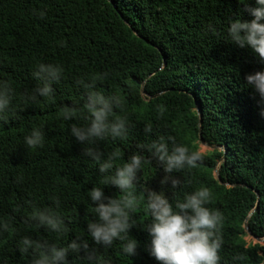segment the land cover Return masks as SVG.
<instances>
[{"label":"trees","instance_id":"1","mask_svg":"<svg viewBox=\"0 0 264 264\" xmlns=\"http://www.w3.org/2000/svg\"><path fill=\"white\" fill-rule=\"evenodd\" d=\"M237 12L251 19L237 0H0V79L19 94L36 85L30 75L36 62L64 68L50 100L20 104L13 117L0 121V217L12 218L19 229L0 235L3 264H28L29 257L16 248L19 235H36L24 224L31 211L26 201L39 208L59 199V212L73 232L82 231L91 218L87 192L99 186L98 170L69 135L70 125L80 121L58 118L63 105L86 98L76 84L82 75L95 79L99 91L123 98L133 126L130 145H120L124 159L145 139L144 121L193 150L199 149L200 131L204 141L218 145L201 152L202 161L185 173L191 183L184 190L209 188L210 207L222 211L230 247L264 243V118L243 84L245 73L264 64L250 50L223 40L225 18ZM209 23L215 33L207 30ZM38 125L44 144L27 150L23 136ZM111 145L99 147L110 150ZM152 164L154 174L141 182L171 196L170 184L160 183L162 167L154 159ZM173 175L183 179L181 173ZM103 187L105 195L116 194L114 186ZM247 233L263 241L248 243ZM40 234L55 238L42 228ZM130 234L138 241L136 253L129 259L114 248L109 252L114 264H157L146 250L147 232L137 225Z\"/></svg>","mask_w":264,"mask_h":264},{"label":"clouds","instance_id":"2","mask_svg":"<svg viewBox=\"0 0 264 264\" xmlns=\"http://www.w3.org/2000/svg\"><path fill=\"white\" fill-rule=\"evenodd\" d=\"M237 2L247 8L251 19H244L241 12L226 17L223 40L250 50L264 64V0H254L251 7L249 0ZM206 28L216 31L212 23ZM63 73L59 63L36 62L30 70L36 85L19 94L8 80L0 79V121L13 117L20 104L50 100L55 91L52 85L61 80ZM76 84L86 98L83 103L80 99L63 105L58 118L80 121L70 125L69 135L82 145L81 155L98 170L99 186L94 184L87 192L91 204L88 212L92 215L82 231L73 232L70 221L66 222L59 212V199L53 197L50 206L39 208L26 201L31 211L25 215L24 224L26 228L34 227L36 235H19L16 248L29 257L28 264H114L109 255L114 248L131 259L138 241L130 229L137 225L147 232L150 241L146 250L157 264H264V243L247 247L226 244L222 231L224 215L220 209L210 207L212 194L208 187L184 190L191 183L185 173L203 159L199 149H190L153 122L144 121L145 139L137 141L124 159L120 145H130L133 126L123 98L116 92L99 91L96 80L86 75L78 77ZM243 84L257 98L258 114L264 118V67L245 73ZM44 139L43 126L38 125L23 136L22 145L27 150L36 149L43 146ZM107 141H112L110 150H102L100 143ZM153 159L163 169L165 175L160 183L170 184L171 196L141 182L154 174ZM174 173H181L183 179ZM108 185L114 186L115 195H105L103 186ZM41 228L44 233L55 234V238L41 235ZM10 231L16 233L19 229L13 228L12 218L0 217V235ZM70 232L74 233L70 239L57 242Z\"/></svg>","mask_w":264,"mask_h":264},{"label":"rangeland","instance_id":"3","mask_svg":"<svg viewBox=\"0 0 264 264\" xmlns=\"http://www.w3.org/2000/svg\"><path fill=\"white\" fill-rule=\"evenodd\" d=\"M198 146H199V150L201 151V152H209V151H211L213 148H215V147H213L211 144H209L208 142H206V141H201V140H199L198 141ZM245 239H246V241L248 242V243H252V242H262L263 240H262V238H258V237H255V236H253V235H251L250 233H247L246 235H245Z\"/></svg>","mask_w":264,"mask_h":264},{"label":"water","instance_id":"4","mask_svg":"<svg viewBox=\"0 0 264 264\" xmlns=\"http://www.w3.org/2000/svg\"><path fill=\"white\" fill-rule=\"evenodd\" d=\"M200 140H201V141H204L203 138H202V136H201V131H200ZM209 144H211L213 147H217V146H218V145H216V144H212V143H209ZM217 175H218V174H217ZM245 228L248 229V224H247V223L245 224Z\"/></svg>","mask_w":264,"mask_h":264}]
</instances>
